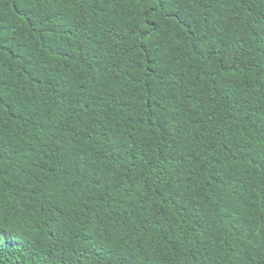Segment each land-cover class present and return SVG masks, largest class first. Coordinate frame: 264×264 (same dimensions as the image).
I'll list each match as a JSON object with an SVG mask.
<instances>
[{
	"label": "trees",
	"instance_id": "obj_1",
	"mask_svg": "<svg viewBox=\"0 0 264 264\" xmlns=\"http://www.w3.org/2000/svg\"><path fill=\"white\" fill-rule=\"evenodd\" d=\"M0 264H264V0H0Z\"/></svg>",
	"mask_w": 264,
	"mask_h": 264
}]
</instances>
